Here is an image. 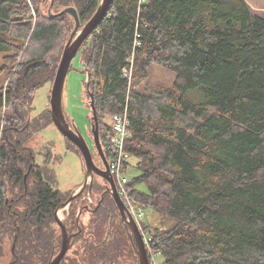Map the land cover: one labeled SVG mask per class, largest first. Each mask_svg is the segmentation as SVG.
I'll use <instances>...</instances> for the list:
<instances>
[{
	"label": "trees",
	"instance_id": "1",
	"mask_svg": "<svg viewBox=\"0 0 264 264\" xmlns=\"http://www.w3.org/2000/svg\"><path fill=\"white\" fill-rule=\"evenodd\" d=\"M99 3L0 0V75L10 77L5 103L0 96V115L7 110L0 264L6 242L7 264H46L61 243L53 212L68 197L56 186L53 165L60 157L49 144L38 164L27 146L53 123L49 109L32 115L31 107L36 91L51 86L74 27L70 15L59 13L74 8L83 26ZM77 53L108 163L115 155L110 117L127 115L122 175L161 263L264 264V18L245 0H111ZM153 66L173 74L171 87L151 83ZM196 89L197 101L187 96ZM129 167L135 178L127 177ZM93 183L91 190L98 189ZM116 208L105 197L90 223L95 231L73 236V256L60 264H98L99 258L116 264L132 256ZM76 210L72 205L66 223L72 231ZM148 210L173 223L151 231L143 222Z\"/></svg>",
	"mask_w": 264,
	"mask_h": 264
},
{
	"label": "rangeland",
	"instance_id": "2",
	"mask_svg": "<svg viewBox=\"0 0 264 264\" xmlns=\"http://www.w3.org/2000/svg\"><path fill=\"white\" fill-rule=\"evenodd\" d=\"M245 2L248 4L249 8L253 11V13L257 14L258 16H261L264 18V0H245ZM77 55L74 57V59L71 62V66H69V72L66 76V79L64 80V88L62 94V110L65 117V120L68 122L71 128H74L77 133H79L85 142L87 143L88 147H93L91 144H93V137L90 132V117H91V111L90 108L87 106L89 103V100L86 97V90L84 87V83L86 82L87 76L84 73V68L82 67L83 64L81 62V54L76 53ZM149 78L152 84H160L164 87H171L174 77L173 74H169V72H166L162 70L161 68L157 66H153L149 70ZM51 94V86L50 84H45L41 88H39L36 93L34 94V99L32 103V115H38L41 112H43L45 109H49V101H50V95ZM187 96L193 100H196L201 97V94L196 89V91H191L187 94ZM7 113V110H2L0 115V126L2 125V119ZM103 121L107 123L108 119L105 118ZM110 124V123H109ZM51 144L52 147L51 151L54 155L59 156L60 160L59 162L54 163V173L56 174V181H57V189L64 193L65 196H70L72 193H74V189L76 187H79L85 179V172L84 165L82 162L81 157L77 153L75 147H71L68 144H66V141L64 137L58 133V130L55 128L54 125H49L42 131L35 133L34 136L29 140V143H27L28 148H30L35 156L36 163H42L43 158V152L48 146ZM69 151H68V150ZM71 151V152H70ZM92 159L94 164L97 167H103L101 160L97 157L96 150L92 148ZM132 160V159H131ZM134 161V160H133ZM133 161H130L131 163ZM128 171V178H135L138 175V172L131 167H129ZM94 185L97 184L95 189L92 190L91 197L94 199H97L101 189H103V179L100 177L95 176L94 178ZM88 189V188H87ZM86 193V192H85ZM84 193V194H85ZM90 193V192H88ZM84 194H82L81 201L83 200ZM87 195L86 197H88ZM81 201H76L73 203V206H80ZM70 210V209H69ZM67 209L65 210H58V215L61 219V222L66 219V222L68 223V219L70 217V211ZM79 213V211H76L75 216ZM92 216L88 212H83L82 215L79 218L80 224L84 227V232L87 231L86 227L88 226L87 222L89 221V217ZM161 217L156 214L154 211H146V216L143 222L150 226L151 231L158 227L160 229L167 228L170 226L173 222L171 221H161ZM160 223L162 226H160ZM109 223H107L105 226H108ZM69 227V226H68ZM71 227V226H70ZM57 231V236H59V229L57 226H55ZM93 231L94 228H92ZM99 234H102V231L99 230L97 236ZM111 241L112 236H111ZM10 243L6 242L3 246V252L4 256L2 257V264H7L10 261V253H8L10 249ZM75 248H71L68 250L67 253L68 256L72 257V250ZM127 253V250L125 251ZM118 263H122L120 261H117ZM116 263V264H118Z\"/></svg>",
	"mask_w": 264,
	"mask_h": 264
},
{
	"label": "water",
	"instance_id": "3",
	"mask_svg": "<svg viewBox=\"0 0 264 264\" xmlns=\"http://www.w3.org/2000/svg\"><path fill=\"white\" fill-rule=\"evenodd\" d=\"M99 1L100 3L96 11L83 26H81L79 17L76 14L77 12L75 11L74 8H66L59 13L62 16L63 14L70 15L74 20V27L68 40H66V44L62 51L58 67H56L57 70L53 80L51 94H49L50 116L53 125L58 130V133H60L64 138H66L67 141H70L72 145L77 147V149L79 150L84 165L83 172H85V179L84 182L82 183V187L78 191L72 193V195L68 197L69 199L65 203L61 204L57 210H65L68 207V204L74 199V197H77L80 193H82L87 186H88V191L90 192L92 186L91 183H93V178L95 176L100 177L101 179L106 181L107 184L109 185L105 190V192H103L102 195L100 196L101 199H103V196L105 194H109V196L112 197L117 207L116 209H118L121 222L126 223L127 227L131 232V234L129 235H131L135 241L137 248V257H138L137 261H139V264H148V261L146 260L147 254L145 248H143L144 244H143L142 236L139 234L140 232L136 227L135 223L132 222L133 221L132 218L127 214L126 210L124 209L122 200L118 196L114 179L108 171L109 169L108 162L106 158H104L105 156L102 147L99 144L100 143L99 132H97L98 119H97V112L95 106H93L94 103H93L92 95H90L89 106L92 113L91 119L93 121L92 131H91L94 142L93 145H95L96 151L99 155L98 157L101 159L104 169H101L94 164L93 159L91 158L92 156L90 149L88 145H86L87 143L85 142L83 137L79 133H77V131L74 128L70 127L68 122L65 120L63 110L61 107L62 106L61 93H63L64 83H65L64 80L66 79V76L69 72L70 69L69 66H71V62L76 56V53L79 51L82 44L84 43V40L90 37V34L97 28L99 23L104 19V17L106 16V12H108L109 6L111 4V0H99ZM55 212H56L55 221L57 223L56 225H58L61 230V236H60V238H62L61 248L59 249L58 254L53 259H51L50 262L47 264L60 263V261L65 256L67 250H69L70 248L72 236L77 235V233L79 232L78 230L77 233L72 234V236L68 235L65 225L63 224V222H61V220L57 216V211ZM77 221H78V217H77ZM13 247L14 245H12V251H13Z\"/></svg>",
	"mask_w": 264,
	"mask_h": 264
},
{
	"label": "built area",
	"instance_id": "4",
	"mask_svg": "<svg viewBox=\"0 0 264 264\" xmlns=\"http://www.w3.org/2000/svg\"><path fill=\"white\" fill-rule=\"evenodd\" d=\"M123 75L128 76L126 71L123 70ZM126 114H119L114 115L111 118V126L113 137L111 139V145L115 152L113 159L109 162V173L114 179L115 187L118 192V196L122 200V204L124 205V209L126 210L127 214L132 218V222L135 223L136 227L139 230V234L142 236L143 239V248H145L146 254L148 256L149 264H162L159 257L155 255L151 251V236L146 234V232L142 228V222L144 213L140 209H137L135 206V201L132 196H129L127 189L125 188V184L127 178L122 175V163H123V142L126 138L129 137L128 129V119L126 118ZM136 208V209H135Z\"/></svg>",
	"mask_w": 264,
	"mask_h": 264
},
{
	"label": "flooded vegetation",
	"instance_id": "5",
	"mask_svg": "<svg viewBox=\"0 0 264 264\" xmlns=\"http://www.w3.org/2000/svg\"><path fill=\"white\" fill-rule=\"evenodd\" d=\"M2 57H4V55H2V54H0V64H1V58ZM13 74V73H12ZM10 77H7L6 78V76H5V74H2V75H0V96H2L3 97V102L5 103V96L4 95H6V91H7V89H8V86H9V82H10ZM54 80V79H53ZM53 80H52V83H51V88H52V84H53ZM50 106H48V108H49ZM3 110H6V109H3ZM49 110H50V108H49ZM5 115H6V113H5ZM2 132H3V124L0 126V139H1V135H2ZM76 148V151H77V153L79 154V156L81 157V155H80V152H79V150L77 149V147H75ZM89 149H90V152H91V150H92V147H89ZM91 155H92V153H91ZM81 159V158H80ZM109 164V163H108ZM99 168H101V169H104V167H99ZM95 178V177H94ZM104 183V185H103V189L101 190V193L99 194V196H98V198L97 199H94V198H92L91 197V195H92V190H90V193H88L89 191H88V186L83 190V192L82 193H80L77 197H74V199L68 204V210L71 208V206L73 205V203L74 202H76V201H81V196H82V194H84L85 192V194H86V196L87 195H89L88 197H86L85 196V194H84V196L85 197H83V200L81 201V203H80V206L78 207V210H76V211H79V213L76 215V217H75V222L73 223L74 225H75V230L74 231H72L71 230V227L69 226V227H67L68 225L66 224L67 222H66V219L64 220V221H62L63 222V224L65 225V227H66V230H67V232H68V235H71L72 236V234H75V233H77V231L79 230V232L77 233V234H79V233H81V231H84V227L82 226V224H80V221H79V218H80V216L82 215V213L83 212H88L89 214H91L92 216H90L89 217V221L87 222V224H88V226L86 227V229H88V230H90V228H92L93 227V225L92 224H90L91 222H92V220L93 219H95V217H96V211H97V209L100 207V205H101V203L103 202V200L105 199V197H108L109 199H111L112 200V202L114 203V201H113V199H112V197H110L109 196V194H105L104 196H103V199H101V195H102V193L103 192H105V190L107 189V187L109 186L108 184H107V182L106 181H103ZM82 187V184L79 186V187H76V189H74V191L76 192V191H78L80 188ZM72 195V194H71ZM70 195V196H71ZM70 196H68V197H70ZM68 197H66L67 199L64 201V202H62V203H60V205L61 204H63V203H65L69 198ZM60 205H58V207L60 206ZM114 205H115V203H114ZM116 206V205H115ZM58 207H57V209H58ZM66 208V209H67ZM55 210V211H57V216L59 217V215H58V210ZM55 211H53L54 212V221H55ZM60 211H62V210H60ZM118 215H119V212H118ZM77 217H78V221H77ZM59 219H60V217H59ZM119 219H120V222H121V218H120V215H119ZM61 220V219H60ZM69 220V219H68ZM106 223H108V222H106ZM123 223V225H125L126 227H127V225H126V223H124V222H122ZM57 223H56V221H55V225H56ZM57 227L59 228V226L57 225ZM104 227H106V226H104ZM128 228V227H127ZM129 229V228H128ZM59 230H60V228H59ZM60 233H61V230H60ZM129 233L131 234V232H130V230H129ZM76 236V235H75ZM72 238H73V236H72ZM130 238V237H129ZM62 239V238H61ZM72 240V239H71ZM130 242V244H131V254H132V256H130L129 254H127V256H128V259L127 260H124L123 258H120L118 261H120V262H122V263H118V264H139V261H137L138 260V257H137V248H136V244H135V241H134V239H133V237L131 236V238H130V240H129ZM103 245H105V244H103ZM103 245H101L100 247H102ZM61 248V243H60V245L58 246V248H57V250H53V252L51 253V259H53L57 254H58V252H59V249ZM71 249V244H70V248H69V250ZM69 251L67 250V252H66V254H65V256L63 257V259L66 257V255H67V253H68ZM50 259V260H51ZM63 259L60 261V262H62L63 261ZM147 261H148V256H147V259H146ZM78 261H80V260H78ZM87 261V260H86ZM106 259H101V258H99V260H98V264H108V263H110L109 261H106ZM50 262V261H49ZM48 262V263H49ZM83 262V263H82ZM80 263L81 264H94V263H91V262H89V263H87V262H85L84 260L83 261H80ZM47 264V263H46ZM58 264H60V263H58ZM148 264H149V261H148Z\"/></svg>",
	"mask_w": 264,
	"mask_h": 264
}]
</instances>
